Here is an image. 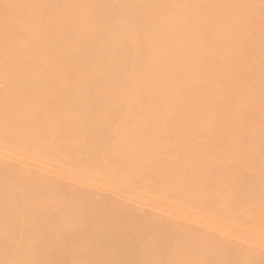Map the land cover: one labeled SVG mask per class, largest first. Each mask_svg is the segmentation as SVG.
<instances>
[{"label": "bare ground", "instance_id": "1", "mask_svg": "<svg viewBox=\"0 0 264 264\" xmlns=\"http://www.w3.org/2000/svg\"><path fill=\"white\" fill-rule=\"evenodd\" d=\"M262 4L0 0V264H264Z\"/></svg>", "mask_w": 264, "mask_h": 264}, {"label": "snow or ice", "instance_id": "2", "mask_svg": "<svg viewBox=\"0 0 264 264\" xmlns=\"http://www.w3.org/2000/svg\"><path fill=\"white\" fill-rule=\"evenodd\" d=\"M5 8L11 7V5H4ZM175 7H190V8H206L209 7L208 5H200V4H192V5H176ZM262 13H264V4H262ZM51 243H54V239L50 240ZM14 264H44V262L41 261H16ZM73 264H81L80 261H74ZM96 264H120L118 261L114 260H104V261H98Z\"/></svg>", "mask_w": 264, "mask_h": 264}]
</instances>
